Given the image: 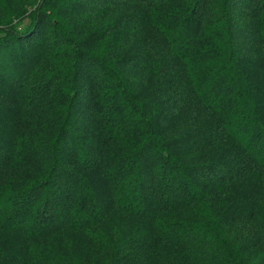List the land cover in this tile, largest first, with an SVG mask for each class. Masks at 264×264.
<instances>
[{
	"label": "trees",
	"instance_id": "16d2710c",
	"mask_svg": "<svg viewBox=\"0 0 264 264\" xmlns=\"http://www.w3.org/2000/svg\"><path fill=\"white\" fill-rule=\"evenodd\" d=\"M9 1L0 264H264V0Z\"/></svg>",
	"mask_w": 264,
	"mask_h": 264
},
{
	"label": "rangeland",
	"instance_id": "374dc122",
	"mask_svg": "<svg viewBox=\"0 0 264 264\" xmlns=\"http://www.w3.org/2000/svg\"><path fill=\"white\" fill-rule=\"evenodd\" d=\"M83 1H85V0H83ZM38 2L40 3V0ZM9 3L11 4V8L12 7H14V8H25V9L27 8L28 12H31L32 8H35L39 4V3L38 4L35 3L33 7H30L31 6V2L29 3V2H27V0H12V1H9ZM10 210H11V207H10ZM70 249L71 248H67V250H70Z\"/></svg>",
	"mask_w": 264,
	"mask_h": 264
}]
</instances>
